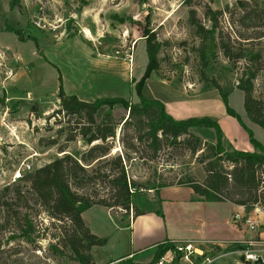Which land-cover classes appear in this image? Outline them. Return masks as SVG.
Listing matches in <instances>:
<instances>
[{
  "label": "rangeland",
  "instance_id": "374dc122",
  "mask_svg": "<svg viewBox=\"0 0 264 264\" xmlns=\"http://www.w3.org/2000/svg\"><path fill=\"white\" fill-rule=\"evenodd\" d=\"M235 4L236 0H0V264H80L71 258V249L65 244L70 221L51 218L32 199L28 183L10 181L12 169L22 159L33 169L62 152L78 156L87 148L79 136H71L73 116L55 112L59 107L58 75L64 92L79 98L122 96L135 101L132 85L146 62L145 33L152 34L159 43L158 66L143 80L144 96L159 99L174 118L207 116L226 128L229 121L224 118L221 96L211 86L214 79L243 122L255 125L246 115L242 92L237 89L244 61L231 67L219 47L210 43L204 59L200 58V39L187 19L188 9L193 8L200 22L208 25L202 11L209 5L223 10L218 20L223 32L228 31L231 37L233 31L249 33L230 19L227 9L233 10ZM249 45L262 54L261 68L252 80V95L264 98V36ZM112 111L117 119L126 116L118 104ZM100 114L99 110L96 117ZM233 120L226 136L236 137V144L242 147L248 141L246 133ZM256 125L253 136L262 141L264 129ZM117 131L118 127L110 153L121 156L127 175L135 181L130 214L151 204L149 199L155 197L159 181L176 183L186 176L203 177L202 165L181 140L186 134L173 143L162 140L152 151L146 142L133 139L130 128L124 129L121 147ZM189 131L202 140L214 141L211 127ZM228 139H222L223 145L231 149ZM86 162L84 176L91 181L77 190L94 199L109 197L111 188L103 173L114 169L112 161L107 157ZM112 210L130 217L120 207ZM25 217L31 219L33 228L21 234L18 227L24 225ZM101 221L105 228L99 229L103 233L97 236L104 240L90 251L98 262H105L120 250L122 238H127L115 230L114 215ZM232 259L233 255L218 256L213 264H230Z\"/></svg>",
  "mask_w": 264,
  "mask_h": 264
},
{
  "label": "trees",
  "instance_id": "16d2710c",
  "mask_svg": "<svg viewBox=\"0 0 264 264\" xmlns=\"http://www.w3.org/2000/svg\"><path fill=\"white\" fill-rule=\"evenodd\" d=\"M222 11L205 5L202 13L207 18L208 25H204L196 17L195 9H188L187 19L194 26L195 33L200 39L198 46L200 58L204 59L207 43H210L219 47L231 67L239 60L244 61L241 77L237 83V88L242 92V106L249 120L264 129V98H255L252 95V80L261 68L262 54L260 49L249 45L264 36V0H236L233 10L227 9L231 21L236 20L242 28L249 30V33L233 31L234 37H231L228 31L223 32L218 26ZM145 35L146 62L142 74L132 85L136 93L135 101L122 96H97L91 100L79 98L73 93L64 92L58 75L56 96L59 99V107L55 112L73 116L71 136H79L87 144V148L78 156L62 152L17 179L28 183L27 187L32 199L41 205L51 218H65L70 221L72 227L70 233L65 236V244L71 249V258L80 264H95L89 249L91 245L101 244L104 240L88 229L81 218V211L92 204L110 208L117 206L126 210L133 205L132 187L135 186V181L127 175L121 156L118 153L113 155L110 153L111 149H114L111 140L116 135L117 127V138L121 141V147H123L124 129L130 128L133 139L146 142L152 151L159 148L162 140L173 143L181 134H186L181 140L195 154L196 161L202 165L203 177L198 180L186 176L176 183L161 180L155 185V189L172 184L187 185L197 198L227 200L242 204L246 208L258 206L264 209V189L261 188L264 186L262 179L264 141L254 137L251 129L227 104L225 92L214 79L211 81V86L216 88L221 96L225 112L235 117L244 128L252 145L251 150L234 147L226 149L223 145L222 129L216 120L207 116L174 118L166 112L159 99L144 96L141 93V86L148 73L158 66L159 46L152 34L145 33ZM115 104L126 110L124 118L117 119L113 114L112 107ZM99 110L101 114L97 118L96 113ZM203 126L213 129L214 141L202 140L189 131L192 127ZM107 157L112 161L114 168L108 173H103V176L108 177L110 196L94 199L89 194L79 192L78 187L91 181L90 177L84 176L87 171L84 163L88 159L89 162L86 164L92 160L94 162L105 160ZM6 204L5 209H7ZM138 212L135 210L134 214ZM23 223L24 225L18 228L21 234H27L33 228V224L31 219L26 217ZM170 245L169 240L157 242L152 257L145 263L133 262L130 257H123L105 264H153ZM237 246L242 247L241 244ZM173 262L176 264V258ZM249 264L264 263L257 261Z\"/></svg>",
  "mask_w": 264,
  "mask_h": 264
},
{
  "label": "crops",
  "instance_id": "0c3cea01",
  "mask_svg": "<svg viewBox=\"0 0 264 264\" xmlns=\"http://www.w3.org/2000/svg\"><path fill=\"white\" fill-rule=\"evenodd\" d=\"M234 111L236 112V110ZM236 113L238 114V112ZM224 118L229 121L228 124H225L226 128L233 125L230 120L234 119L237 122L235 117L226 112H224ZM245 125L253 133L252 128L256 124ZM226 128L221 126L223 140L229 138L228 142L234 148L252 149L249 141L242 147L238 146L236 137L230 139L226 136ZM245 136L248 140L247 134ZM149 202L151 203L149 206L139 210L137 214H131L130 217L100 204H92L81 211V218L92 233L102 234L103 232H99V229L103 231L105 227L104 224H101L103 223L101 218L103 219L106 216L109 218L114 215L116 220L113 224L115 230H118V234L127 238H122L120 250L105 262L97 261V257L90 251L94 246L91 245L89 252L95 264H105L110 260L123 257H130L134 262L145 263L152 257L157 242L163 240L172 242L182 239L214 241L219 245L217 248H219L221 254L218 256L233 255L234 259L230 264H236L241 258L238 253V244H244L243 241L248 238H253L254 244L257 241L264 240V210L257 206L246 208L242 204L227 200L213 201L197 198L189 186L174 184L157 188L155 197L150 198ZM155 202H160L161 208L156 207ZM235 211L255 218L259 226L255 229H249L233 221L231 214ZM144 253L146 255L141 257Z\"/></svg>",
  "mask_w": 264,
  "mask_h": 264
},
{
  "label": "built area",
  "instance_id": "2783aa9c",
  "mask_svg": "<svg viewBox=\"0 0 264 264\" xmlns=\"http://www.w3.org/2000/svg\"><path fill=\"white\" fill-rule=\"evenodd\" d=\"M31 170V164L22 159L10 173V181L20 178L25 172ZM123 212L128 211L129 216L131 207L128 210L121 208ZM231 219L240 225L249 229H255L259 226L258 221L246 214H240L235 211L231 214ZM242 247H239L238 253L240 260L238 263H264V240L257 241L254 244L253 238L245 239ZM219 246L216 242L206 239H182L172 241L168 247L153 264H174L173 259L176 258V264H206L212 263L213 260L220 255ZM38 252L39 249L37 248Z\"/></svg>",
  "mask_w": 264,
  "mask_h": 264
}]
</instances>
